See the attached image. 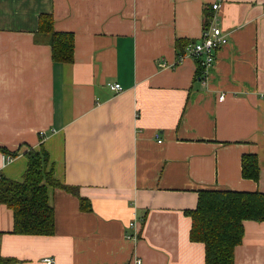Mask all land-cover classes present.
I'll return each instance as SVG.
<instances>
[{
    "label": "crops",
    "instance_id": "0c3cea01",
    "mask_svg": "<svg viewBox=\"0 0 264 264\" xmlns=\"http://www.w3.org/2000/svg\"><path fill=\"white\" fill-rule=\"evenodd\" d=\"M43 13L74 35L73 62L37 41ZM215 15L228 42L199 76L196 59L178 56ZM41 143L77 193L49 187L52 235L13 233L14 212L0 203L2 255L206 264L186 213L199 191L264 193V0H0V147L17 151L0 174L21 181L25 152ZM244 154L257 155L258 180L243 176ZM244 227L235 264H264V221Z\"/></svg>",
    "mask_w": 264,
    "mask_h": 264
},
{
    "label": "trees",
    "instance_id": "16d2710c",
    "mask_svg": "<svg viewBox=\"0 0 264 264\" xmlns=\"http://www.w3.org/2000/svg\"><path fill=\"white\" fill-rule=\"evenodd\" d=\"M39 21L37 41L50 44L55 62H73L74 35L56 31L54 17L50 13L41 14ZM208 25L209 22L205 27ZM197 62L200 76L205 68ZM0 150L11 156L17 155V151L10 152L4 147ZM25 156L28 166L21 181L0 176V203L14 212L13 233L52 235L55 232V209L50 203L49 187H60L74 193L77 189L56 179L54 164L43 143L38 149L29 148ZM259 172L257 155L244 154L243 176L258 180ZM79 198L81 209L90 211L91 201L83 196ZM186 213L192 218L191 240L205 244L206 264H235V248L242 243L245 234L244 221H264V193L201 190L196 208ZM0 264H19V260L0 253Z\"/></svg>",
    "mask_w": 264,
    "mask_h": 264
},
{
    "label": "built area",
    "instance_id": "2783aa9c",
    "mask_svg": "<svg viewBox=\"0 0 264 264\" xmlns=\"http://www.w3.org/2000/svg\"><path fill=\"white\" fill-rule=\"evenodd\" d=\"M213 8L216 10L219 8L218 3L213 4ZM215 21V22H214ZM228 42V35L225 33L218 24V17L215 15L213 17V21L210 25L204 28L202 37L199 41L189 43L186 51L183 55L180 56V61L185 56H190L197 61L201 62L202 66L206 69L209 68L216 60V52L217 50L225 45ZM206 75L202 77L203 82H206ZM108 86L115 91H121L122 86L120 83H108ZM225 98L224 94H221L219 99L223 100ZM161 142V140H159ZM14 157L10 154L3 155L0 161V170L3 166L9 163ZM1 176V174H0ZM46 261L51 264L53 260L51 258H47ZM134 264H143L141 258L134 259Z\"/></svg>",
    "mask_w": 264,
    "mask_h": 264
},
{
    "label": "rangeland",
    "instance_id": "374dc122",
    "mask_svg": "<svg viewBox=\"0 0 264 264\" xmlns=\"http://www.w3.org/2000/svg\"><path fill=\"white\" fill-rule=\"evenodd\" d=\"M109 87V86H108ZM110 88V87H109Z\"/></svg>",
    "mask_w": 264,
    "mask_h": 264
}]
</instances>
